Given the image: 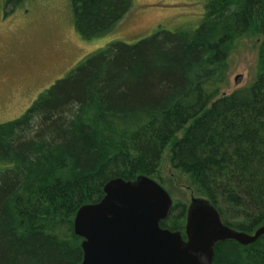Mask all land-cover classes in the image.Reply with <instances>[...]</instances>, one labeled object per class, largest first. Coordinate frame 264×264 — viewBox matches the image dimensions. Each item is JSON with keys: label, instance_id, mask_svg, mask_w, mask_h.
<instances>
[{"label": "trees", "instance_id": "trees-1", "mask_svg": "<svg viewBox=\"0 0 264 264\" xmlns=\"http://www.w3.org/2000/svg\"><path fill=\"white\" fill-rule=\"evenodd\" d=\"M2 1L11 12L24 0ZM70 4L87 41L110 32L132 0ZM199 16L108 43L0 123V264L79 263L78 208L113 178L160 179L166 151L224 224L247 233L264 224V0H202ZM250 28L262 35L256 78L226 94L227 57ZM184 215L175 201L160 226L183 230ZM213 263L264 264V235L217 243Z\"/></svg>", "mask_w": 264, "mask_h": 264}, {"label": "rangeland", "instance_id": "rangeland-1", "mask_svg": "<svg viewBox=\"0 0 264 264\" xmlns=\"http://www.w3.org/2000/svg\"><path fill=\"white\" fill-rule=\"evenodd\" d=\"M201 12L202 0H132L130 10L110 32L86 41L72 25L70 0H24L11 12L0 0V123L23 114L39 93L97 49L115 40L134 43L158 28L193 26ZM261 39L258 30L250 28L236 40L227 57L224 93L254 81ZM162 158L160 179L155 181L170 197L186 205L201 197L188 176L170 166L167 151Z\"/></svg>", "mask_w": 264, "mask_h": 264}, {"label": "water", "instance_id": "water-1", "mask_svg": "<svg viewBox=\"0 0 264 264\" xmlns=\"http://www.w3.org/2000/svg\"><path fill=\"white\" fill-rule=\"evenodd\" d=\"M239 76L235 77V82ZM103 197L78 208L74 234L80 237L82 259L77 264H214V246L226 240L249 245L264 235V224L252 233L224 224L204 197L187 207L183 240L180 232L162 229L171 198L152 178H113Z\"/></svg>", "mask_w": 264, "mask_h": 264}, {"label": "flooded vegetation", "instance_id": "flooded-vegetation-1", "mask_svg": "<svg viewBox=\"0 0 264 264\" xmlns=\"http://www.w3.org/2000/svg\"><path fill=\"white\" fill-rule=\"evenodd\" d=\"M164 188V187H163ZM165 189V188H164ZM167 192V191H166ZM169 195V194H168ZM170 196V195H169ZM171 198V201H172V203H171V206L173 205V203L175 202L174 201V199L172 198V197H170ZM192 199V198H191ZM190 199V200H191ZM189 203H190V201H189ZM189 203L186 205L185 204V215H184V225H183V230H174V231H178V232H180V234H181V237H182V239L183 240H186V236H185V234H184V227H185V219H186V211H187V207H188V205H189ZM171 206H170V208H171ZM170 208H169V210H170ZM169 210H168V212H169ZM168 212H167V214H168ZM167 216V215H166ZM166 218V217H165ZM164 218V219H165ZM163 220V219H162ZM161 220V221H162ZM160 221V222H161ZM160 222H159V226H160ZM161 227V226H160ZM162 229H167V228H163V227H161ZM169 230V229H168ZM170 231H172V230H170Z\"/></svg>", "mask_w": 264, "mask_h": 264}]
</instances>
